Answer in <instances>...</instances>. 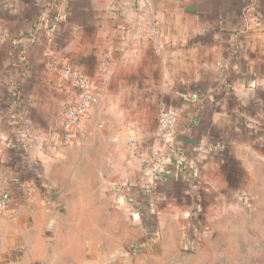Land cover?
<instances>
[{"label": "crops", "instance_id": "1", "mask_svg": "<svg viewBox=\"0 0 264 264\" xmlns=\"http://www.w3.org/2000/svg\"><path fill=\"white\" fill-rule=\"evenodd\" d=\"M65 68L93 96L67 143L62 118L78 97ZM165 109L177 113L165 156L177 150L183 163L156 175L141 160ZM255 163L264 167V0H0V190L10 196L0 257L43 264L73 220L90 243L100 234L87 261L107 264L139 234L129 213L156 220L165 246L184 242L185 225L215 229ZM108 187L119 193L93 211Z\"/></svg>", "mask_w": 264, "mask_h": 264}, {"label": "rangeland", "instance_id": "2", "mask_svg": "<svg viewBox=\"0 0 264 264\" xmlns=\"http://www.w3.org/2000/svg\"><path fill=\"white\" fill-rule=\"evenodd\" d=\"M122 150V146H117ZM112 161V160H109ZM109 170H111L109 168ZM253 176L249 178L248 190L239 194L232 203L220 209V215L215 213V229L202 230L195 233L194 229L184 226L186 239L178 242L170 241L168 246L162 241V235L157 228V221L144 222L128 214L131 225L137 226L139 234L133 242L124 244L116 256L107 258V264H264V167L255 163ZM98 180L112 182L117 176L108 175ZM118 184V183H117ZM119 193L115 187L97 192L96 200L92 202V209L99 211V197L110 198L111 194ZM108 202V200H107ZM114 208V206H108ZM217 216V217H216ZM136 220V221H135ZM95 226H99V216L93 214L91 218ZM195 226V225H194ZM64 227V228H63ZM192 227V226H191ZM78 225L70 220L60 227L51 243L49 255L43 264H92L87 261L89 250L97 253L100 234L92 233V242L85 238L83 230L77 231ZM109 225V234L114 233L115 227ZM197 229V228H196ZM156 234V235H154ZM51 235V234H49ZM54 235V234H53ZM132 235V234H131ZM85 240L87 245H85ZM132 243H135L132 245ZM137 244V245H136ZM92 245V247H91ZM188 253L187 257L180 255ZM94 260V258H93ZM9 257H0V264L10 263ZM42 264V263H41Z\"/></svg>", "mask_w": 264, "mask_h": 264}, {"label": "built area", "instance_id": "3", "mask_svg": "<svg viewBox=\"0 0 264 264\" xmlns=\"http://www.w3.org/2000/svg\"><path fill=\"white\" fill-rule=\"evenodd\" d=\"M138 6H142L145 0H136ZM157 24L151 23V29L156 33ZM61 74L69 79L75 88L78 97V103L75 107L68 109L62 118L64 125L63 142L67 143L72 139V131L82 124L86 119L91 103L93 102L92 86L87 78L78 71L65 68ZM177 113L172 109H165L159 112L154 130L153 140L147 146L148 156L143 157L141 163L148 166L154 174H160L164 168L176 159L179 164L183 163V157L177 150H171L169 155L165 156V149L171 142L175 130ZM10 196L7 192L0 190V213L8 210ZM138 218V217H137ZM141 218V217H140ZM195 233H198L196 228L192 226ZM156 235V234H154Z\"/></svg>", "mask_w": 264, "mask_h": 264}, {"label": "water", "instance_id": "4", "mask_svg": "<svg viewBox=\"0 0 264 264\" xmlns=\"http://www.w3.org/2000/svg\"><path fill=\"white\" fill-rule=\"evenodd\" d=\"M180 255L183 256V257H187L189 254L185 253V252H181Z\"/></svg>", "mask_w": 264, "mask_h": 264}]
</instances>
